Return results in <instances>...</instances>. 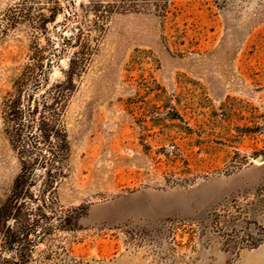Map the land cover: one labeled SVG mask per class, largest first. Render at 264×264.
<instances>
[{"label": "rangeland", "instance_id": "obj_1", "mask_svg": "<svg viewBox=\"0 0 264 264\" xmlns=\"http://www.w3.org/2000/svg\"><path fill=\"white\" fill-rule=\"evenodd\" d=\"M52 1L0 0V207L21 171L5 100L76 34L68 12L87 32L94 18L91 0ZM91 43L53 227L27 264H264V0L117 12ZM74 51L52 58L50 84Z\"/></svg>", "mask_w": 264, "mask_h": 264}, {"label": "trees", "instance_id": "obj_2", "mask_svg": "<svg viewBox=\"0 0 264 264\" xmlns=\"http://www.w3.org/2000/svg\"><path fill=\"white\" fill-rule=\"evenodd\" d=\"M174 1L91 0L94 18L89 21L88 32L82 28L78 12H68L62 25L68 27V20L78 19L73 27L76 34L69 39L64 37L62 48H54L47 56L46 66L43 54L37 55L39 67H27L16 81L14 92L5 100L4 113L7 134L20 160L21 171L10 196L0 207V264H27L36 246L46 241L52 230L51 217L46 212L54 210L57 189L66 177L70 159L64 115L76 85L75 78L86 70L91 59L92 31L101 34L106 21L117 12L153 10L166 16ZM52 3L50 11H59V1ZM38 18L35 30L47 32L51 21L43 16ZM69 47L75 51L69 58L64 79L50 84L45 78L52 58H59ZM39 180L41 186L35 197L33 189Z\"/></svg>", "mask_w": 264, "mask_h": 264}, {"label": "water", "instance_id": "obj_3", "mask_svg": "<svg viewBox=\"0 0 264 264\" xmlns=\"http://www.w3.org/2000/svg\"><path fill=\"white\" fill-rule=\"evenodd\" d=\"M260 159V158H259Z\"/></svg>", "mask_w": 264, "mask_h": 264}]
</instances>
